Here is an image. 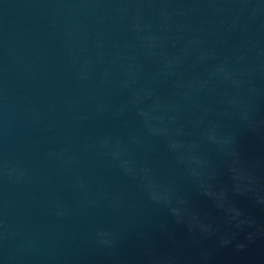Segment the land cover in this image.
<instances>
[{
	"label": "water",
	"instance_id": "water-1",
	"mask_svg": "<svg viewBox=\"0 0 264 264\" xmlns=\"http://www.w3.org/2000/svg\"><path fill=\"white\" fill-rule=\"evenodd\" d=\"M0 264H264V0H0Z\"/></svg>",
	"mask_w": 264,
	"mask_h": 264
}]
</instances>
